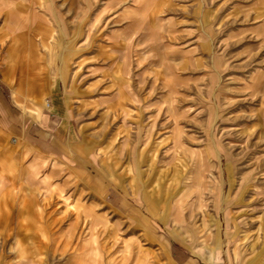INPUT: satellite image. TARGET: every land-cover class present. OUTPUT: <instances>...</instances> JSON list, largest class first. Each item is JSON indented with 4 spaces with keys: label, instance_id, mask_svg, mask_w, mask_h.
Listing matches in <instances>:
<instances>
[{
    "label": "rangeland",
    "instance_id": "rangeland-1",
    "mask_svg": "<svg viewBox=\"0 0 264 264\" xmlns=\"http://www.w3.org/2000/svg\"><path fill=\"white\" fill-rule=\"evenodd\" d=\"M0 64V264H264V0H0Z\"/></svg>",
    "mask_w": 264,
    "mask_h": 264
},
{
    "label": "crops",
    "instance_id": "crops-1",
    "mask_svg": "<svg viewBox=\"0 0 264 264\" xmlns=\"http://www.w3.org/2000/svg\"><path fill=\"white\" fill-rule=\"evenodd\" d=\"M116 1H119V0H116ZM134 24L135 22L133 23L131 22V24L129 23L128 26L127 25L124 26L123 29L124 30L131 29L134 26ZM156 26H160V24ZM59 29H60L61 34L65 35L64 32L62 31V28H59ZM29 30L30 32L36 31V29L32 30L31 27ZM17 39H18V42L21 41L20 36ZM11 65H12V69H17L18 71V67H16L15 63ZM58 75L60 77L67 76V69L60 68ZM25 115L26 116H25L24 124H27L26 130H25L26 135H28L29 139L35 140L39 142L40 144H44V145L60 144L62 143L64 136L66 138L67 135L69 134L68 127H66L63 123L64 118H62V116L58 114H46L42 111L41 113H29ZM13 151L14 149L11 147L6 148V154L8 156H11L13 154ZM220 210H221L222 217L226 220L228 213H226L225 209L221 208ZM219 218H220V212H219ZM219 227H220V223L218 225V229ZM218 229L216 227L217 231Z\"/></svg>",
    "mask_w": 264,
    "mask_h": 264
},
{
    "label": "built area",
    "instance_id": "built-area-1",
    "mask_svg": "<svg viewBox=\"0 0 264 264\" xmlns=\"http://www.w3.org/2000/svg\"><path fill=\"white\" fill-rule=\"evenodd\" d=\"M1 77H2V67H1V64H0V79H1ZM46 107H49V105L46 104Z\"/></svg>",
    "mask_w": 264,
    "mask_h": 264
}]
</instances>
